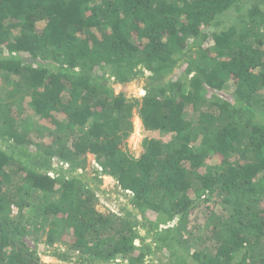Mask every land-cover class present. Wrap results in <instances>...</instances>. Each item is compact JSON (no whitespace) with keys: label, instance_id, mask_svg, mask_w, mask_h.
I'll return each mask as SVG.
<instances>
[{"label":"trees","instance_id":"trees-1","mask_svg":"<svg viewBox=\"0 0 264 264\" xmlns=\"http://www.w3.org/2000/svg\"><path fill=\"white\" fill-rule=\"evenodd\" d=\"M244 1L0 0V264H264V0ZM135 112L160 135L138 156ZM40 232L77 255L43 263Z\"/></svg>","mask_w":264,"mask_h":264},{"label":"rangeland","instance_id":"rangeland-1","mask_svg":"<svg viewBox=\"0 0 264 264\" xmlns=\"http://www.w3.org/2000/svg\"><path fill=\"white\" fill-rule=\"evenodd\" d=\"M255 0H245L244 1V12L246 11V9H248L249 7H251L252 3ZM233 17L237 16V12H233L232 13ZM178 75V73L176 74ZM147 76L148 74H146L143 77H140L136 80H134L131 83H126V84H114L113 88L115 90L116 94H120V93H124V95L126 97H142L145 94L144 91V87L147 84ZM6 90L3 89L4 93ZM29 101L30 99H24L23 101H16L13 102V107L15 110H20L22 112V118L21 120H25V118H27V116H30L31 118L40 121L34 114V111H32L29 108ZM24 104V105H23ZM21 105V106H20ZM23 108V109H22ZM27 109V111H26ZM187 119H192L193 118V112L192 110H188L187 111V115H186ZM19 120V121H21ZM133 122H134V131L132 132V134L128 137V139H126V146L128 148H130L135 155H139L142 151H143V146H142V141L145 137H157L159 138L160 135L158 132H154V133H149L146 132V130L144 129L143 125H142V121L139 117V115L135 112L134 114V118H133ZM39 131V133L41 131H44V128L42 126H38L36 128H34V131ZM37 133V132H36ZM46 140L48 139V137H44ZM162 139L166 142H168L171 139V135H165L162 136ZM96 169H98L97 165H96V160H95V156L93 154H89L88 155V161H87V165H86V169L83 170H78V172H83L85 174V179L89 181V183L91 184V186L94 187H98L97 190H95V194H96V207L103 211V212H114V213H118L120 215H123L124 213V208L126 206H130L131 202H130V197L127 194H130L129 192L125 193L123 191H121L119 185L117 184V182L108 175H101V181L99 179V177H97L96 175ZM219 213L221 211H223V209L218 208ZM18 214V208L15 206L12 208V215H17ZM196 216H200L201 219H199L198 223H204L205 221V217H202L203 215H194L192 217V220H194V218ZM28 215L26 214V219H27ZM68 232H72L70 231V229ZM66 230V231H67ZM142 234H144V231L141 232ZM42 233L40 232L38 235H36V239L35 237L32 238V241L30 240V244L31 246L37 247L39 249L38 251V257L40 258V260L43 263H60V260L53 254L57 251H67L69 250V246L67 244H64L62 242H56L53 246L52 245H48L45 242L46 236H41ZM68 235H71V233H69ZM38 236V239H37ZM68 238V237H67ZM136 243H139L138 240H136ZM69 252L72 254L77 255L76 253H73L72 251L69 250ZM155 261H159L160 259L166 261V258H164V254H162L161 252H157L155 255Z\"/></svg>","mask_w":264,"mask_h":264}]
</instances>
